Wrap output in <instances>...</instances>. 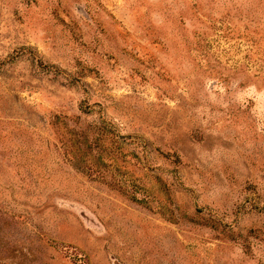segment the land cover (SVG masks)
<instances>
[{
  "label": "rangeland",
  "instance_id": "374dc122",
  "mask_svg": "<svg viewBox=\"0 0 264 264\" xmlns=\"http://www.w3.org/2000/svg\"><path fill=\"white\" fill-rule=\"evenodd\" d=\"M0 264H264V0H0Z\"/></svg>",
  "mask_w": 264,
  "mask_h": 264
}]
</instances>
